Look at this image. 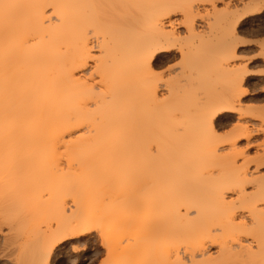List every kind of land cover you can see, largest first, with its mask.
Here are the masks:
<instances>
[{
	"label": "bare ground",
	"instance_id": "bare-ground-1",
	"mask_svg": "<svg viewBox=\"0 0 264 264\" xmlns=\"http://www.w3.org/2000/svg\"><path fill=\"white\" fill-rule=\"evenodd\" d=\"M217 3L0 0V152L10 164L9 183L35 187L24 196L41 219L40 247L92 233L117 235L137 224L156 237L159 232L157 264H264V241L255 232L264 216V175L257 172L264 140L251 169L252 158L238 148L252 134L253 113L240 103L250 95L241 89L250 73L236 63L237 47L247 44L238 26L264 14V0L242 8L227 3L218 9ZM241 31L263 32L264 21ZM175 50L185 61L182 73L158 75L155 67ZM217 76L227 91L212 86ZM227 113L237 120L221 136L217 123ZM261 118L257 131L264 132ZM89 183H142L148 195L110 210L92 204L101 201L94 188L98 199L85 197L92 204L87 208L75 195L69 194L76 205L67 204L68 188L79 185L78 192ZM20 197L3 198L0 220L9 233L20 223L14 227L13 209L25 202ZM109 243L103 241L113 249ZM143 245L113 263L133 264L146 253L144 247L138 254ZM46 249L35 250L32 262L27 254L23 260L48 264ZM78 258L73 264H81Z\"/></svg>",
	"mask_w": 264,
	"mask_h": 264
},
{
	"label": "rangeland",
	"instance_id": "rangeland-1",
	"mask_svg": "<svg viewBox=\"0 0 264 264\" xmlns=\"http://www.w3.org/2000/svg\"><path fill=\"white\" fill-rule=\"evenodd\" d=\"M246 1H248V0H231V1L230 0H223V2H222V0H220V1L218 0L217 6H218V9H221L227 3H231V4H236L239 8H242V6H244ZM200 9H201L200 12L202 14H205L206 11L204 12V9H202V7ZM0 14H1L0 17H3V19L0 18V21L3 20L2 22H4V10H3V8L1 9ZM175 17L178 20L182 19V15H179V14L176 15ZM263 21H264V14L257 15V17L255 16L254 22L249 21V19H246L245 21L242 22L243 24L241 23V25L238 26V29L241 32L240 38L242 40L246 41L247 44L237 47V53H238L237 56H238V58L239 57L240 58L237 59L236 63L240 66L247 65L246 69L250 73V76H251V77L249 76L248 82L246 83V86L241 88L242 90H249L250 95H248L246 97H240V103L242 104L244 110H247V111L250 110V112H252L253 113L252 115L254 116V119H249V124H250L249 127H250V129H252V134H251L252 136L250 135L249 140L245 139V138L239 140L238 141V148H239V150L246 151V153L250 157V159L252 158L251 159L252 162L250 164L251 169H255V166H253V165H255V163H256L255 160L258 158L257 156H259V154L261 153V151L258 149L259 148L258 146L261 143H263V140H264V132L257 131V129L260 128L259 125L261 124V120H262L261 116L264 115V31L260 32V33H251V32H243V31H241V29L244 27H247V26H251V27L253 25L258 26ZM2 25H4V23L1 24L0 32L3 29ZM178 31H180L182 35L185 34L184 33L185 32L184 27H180V28L178 27ZM170 53L171 54H169V55H171V56H170V58H167V61H164L165 63L162 62V64H159V66L157 65L155 67V72L158 75L161 76V75L165 74L167 76V78L169 76L171 77V75H172V77L175 75L177 76L180 71L182 73L184 66H185V61H184L183 57L181 56V53L179 54V52L177 50L172 51ZM166 76H164V77L166 78ZM183 78H182V80H183ZM215 78L216 79H214V80H216V83H215V85L212 84L213 87L217 86L216 88L214 87L215 90H217V89L221 90L222 89V90L227 91L226 85L228 86V84L220 83V81H222V79H223L222 76H219V77L217 76ZM217 79H220V81L218 82ZM212 82H214V81H212ZM182 84H184V82H182ZM236 120H237V114H235V113H229V114L227 113L225 115H222L221 118L218 120V123H217V130H218L219 135L226 136L231 131V129L234 127ZM2 137H4V136L0 135V138H1L0 140L3 139ZM7 162H8V160H7L6 154L0 152V182L2 183V184L0 183V197L2 198V199L0 198L2 200L0 202H1V204H3V205L0 204V208L3 207L1 209H4V205L6 204V202L4 203V199L8 200L7 203H9V200H12V199L14 200V198H18V196H20V195L21 196L23 195V197H20L19 199L25 198V199H22V200H25V202L21 203V204H23V206H21L23 208H20L19 210H17L18 213L16 212V210L13 209V211H15V212H13L14 227H16L15 225L19 224V226L17 225L18 227H16L18 229V231L16 230V228H14L13 232L9 233L8 232L9 228L7 229L8 226L2 227V223L0 220V225H1V227H0V264H20L22 261H23L22 262L23 264H29L28 261L23 260V258L25 259L27 257L29 261L31 258V260L34 261L35 260L34 257H37L39 255V254L38 255L36 254L37 255L36 256L35 253L38 251H42L43 253H45L46 252L45 250H47L46 247L51 249V254H50V259H49L48 264H73L74 260L78 257H79L78 259L81 261V264H114L113 263L114 261L117 262V260L121 259L122 256L125 255L127 252L135 251V248L139 245V243L144 244V245H143V247L137 248V249H139L138 254H139V252H141L144 249V247L146 248V249H144V251L147 250L149 252H147V251H146V253L141 252L140 254H143V255L134 259L133 264H141V260L144 262L147 259H151V258L152 259L149 261L150 262L153 261V263H150L149 261H146V262H149V264H154V262H155V264L158 263L157 260H159V252L161 249L160 248L161 244L160 245L158 244V242L159 243L161 242V240L158 241V238L160 237L159 232H158V234L156 233V235H157V237H156L154 235L155 233L151 234L150 231H148V227H147V232H148L147 233L145 231L146 226L145 227L143 226L145 228L144 229V228H142V226H138L137 224H134V226L132 224V225L128 226L129 228L125 227L126 228V229L124 228L125 230L122 228H121L122 230L119 229L120 232L118 231L117 235L115 234L116 231L114 233V231L109 230L112 232V234L110 232V234L107 233L104 236L103 235L101 236L98 233H97L98 235L96 233H92V234H88L86 236H80V237L75 238V239H71V240L69 239V240H66L65 242L64 241L63 242H57L56 240H54V241L52 240L53 242L47 241L46 244H49L48 246L45 245V246L40 247L39 241L40 242L42 241V237L39 235L37 223H39L41 221V219L34 218L35 210L27 207L29 204H28V201H26L27 198L25 197L26 196L25 192L28 191L26 189H29V187H30L33 190L35 187L33 188V185H31L32 183H25V184L24 183H15V184L9 183V179H10L11 175L9 172L10 167L8 168V166H10V164H8ZM4 164H6V165H4ZM257 172H259L260 176H261V174L264 175V166H261ZM257 172L254 173L255 176L258 175ZM6 176H8V177H6ZM17 184H18V187L16 186ZM90 184L91 183H89V185ZM97 184H100V183H97ZM97 184H96V186L91 184L94 187L90 191L86 190V189L90 188L91 185L89 186L88 184H85V188H84V185H81L83 187V190L80 187L81 190L80 191L78 190L79 193L77 192V189L75 190V188H77V187L79 188V185L76 187L68 188L66 190V192L68 194H66V192H65L64 194L66 197H63V198L64 199L67 198L68 201L67 200H65V201H67V204H69V205H72V204L76 205V203H74V202H76V199H77V204L81 205V202H82V204L85 205L84 204V202H85L84 198L85 197H86L85 199H88L90 197L88 199V202L90 201V199L93 200L92 198L98 199L97 198L98 194H97V197H92L94 194L93 193H92L93 195L91 194V192L94 190V188H96L93 192H95V193L99 192V194H100L99 197L101 198V201L99 199L98 200L99 202H93V201H90V202H93L92 204L98 203L99 207H101V208L103 205L104 206L103 208L106 209V208H110V207L113 208L114 204L117 205V203H123V201H124L123 204L125 205L129 202L128 199H131V198H132L131 199L132 201L130 200L129 203L137 202L138 200H140V198L143 195H146V196L148 195V191H146L147 189L145 186L142 185V183H128V184H126V183H111V184L106 183L105 184L104 183L105 185H103V183H102L100 185L101 187L98 186ZM25 185H26V188H25ZM1 188H3V189H1ZM72 188H73V190H72ZM141 188L144 189L146 191V193ZM24 189H25V192H24ZM138 189H140V190H138ZM71 190L73 192L76 191L75 194H73V192ZM85 190L87 191V193L84 192ZM139 191H140V193H139ZM13 192H14V194H13ZM88 192H89V195H88ZM141 193H143V195ZM27 194H29V193H27ZM69 194H70V196L75 195L76 199L70 197ZM78 194H79V197H78L79 199L77 198ZM139 195H141V196H139ZM137 196H139V197H137ZM146 196H143V197H146ZM88 202L87 201L85 202L87 206L86 207L84 206V208H87L88 205L91 204V203L87 204ZM115 202H117V203H115ZM129 203H128V205H129ZM25 204H26V206H25ZM100 204H102V205H100ZM83 205H81V206L83 207ZM24 206L26 207V209L24 208ZM16 208H18V207H16ZM111 208H110V210H113L115 207L113 209H111ZM110 210L108 209V211H110ZM1 211L2 210H0V213H1ZM103 211L106 212L107 210L106 211L103 210ZM0 216H1V214H0ZM12 220H13V218H12ZM260 220L262 221V225H260L261 223H259V225L257 227H256L257 224L256 225L254 224V225L257 228V229H255L256 230L255 232L257 234L261 233V234H259V238L262 239V242H263L264 241V222H263L264 216H261ZM16 222H20V223L15 224ZM107 226H108V223H107ZM135 226H136V228H135ZM138 227L141 229H139ZM107 229H108V227H107ZM111 229L115 230L114 228H111ZM6 232H8V233H6ZM137 233L138 234L140 233V234L138 235ZM142 233H144V234H142ZM147 234L151 235V237ZM14 235L18 236V237H15ZM140 235H142V236H140ZM9 236H11L10 237L11 239L9 238ZM148 236L150 237V239L148 238ZM13 237H14V239H13ZM35 237L37 240L39 238V240L37 241L38 243L36 242ZM121 237H123L122 240H121ZM138 237L142 240H140ZM16 239H18V241ZM43 239H44V237H43ZM143 239L146 241L143 242ZM154 239L155 240L157 239L156 240L157 243L155 241L153 242ZM44 240L42 241V242H44L43 244H45ZM147 240L148 241L150 240V241L147 242ZM14 241H15V243H14ZM103 241H108V243L110 242L109 244L112 245V246L110 245V247H113V249L112 248H111L112 250L109 249L108 245L106 248L103 244ZM11 242H12V244H11ZM33 242L35 244L31 246V244ZM154 243H156V244H154ZM6 244H8V245H6ZM127 244L131 247L126 246L128 248H126V250H124L125 245H127ZM135 244H136V247H135ZM150 244H151V246H150ZM154 245H156V247H153ZM33 246L36 248L34 249ZM39 247L41 249H39ZM132 247L133 248L135 247V248L133 249ZM29 248L31 250H29ZM150 248H152V249H150ZM35 250H36V252H35ZM29 251H30L31 255H28ZM151 251H154V254ZM48 252H46L45 254H47ZM22 253L24 254V256ZM39 253H41V252H39ZM21 254H22V256H21ZM26 254H27V256H26ZM146 254H148V256L152 254L151 255L152 257L150 258V256L148 257ZM155 257H157L156 258L157 260L155 259ZM30 262H32V261H30Z\"/></svg>",
	"mask_w": 264,
	"mask_h": 264
}]
</instances>
